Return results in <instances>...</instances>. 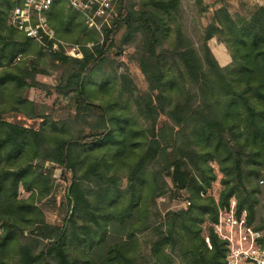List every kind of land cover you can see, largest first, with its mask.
I'll return each instance as SVG.
<instances>
[{
  "label": "trees",
  "instance_id": "trees-1",
  "mask_svg": "<svg viewBox=\"0 0 264 264\" xmlns=\"http://www.w3.org/2000/svg\"><path fill=\"white\" fill-rule=\"evenodd\" d=\"M14 5L0 0V264H226L212 224L231 198L264 230V2L231 13L226 0H193L197 15L207 13L195 44L181 0H118L101 42L56 0L45 13L55 36L93 42L80 58L49 51L53 39L41 30L44 44L8 24ZM120 29L118 48L133 46L143 91L111 66ZM45 60L61 68L52 86L36 79ZM93 73L99 81L89 85ZM31 87L68 95L73 115L42 111L24 95ZM12 112L38 127L4 117ZM53 166L66 208L55 224L39 204L58 186ZM166 194L186 206L160 209Z\"/></svg>",
  "mask_w": 264,
  "mask_h": 264
},
{
  "label": "rangeland",
  "instance_id": "rangeland-1",
  "mask_svg": "<svg viewBox=\"0 0 264 264\" xmlns=\"http://www.w3.org/2000/svg\"><path fill=\"white\" fill-rule=\"evenodd\" d=\"M204 1H205V3L210 4L214 0H204ZM226 1L229 4V11L231 13H235L237 11H240V6H239L240 2H244L250 6L253 4H263V2H264V0H226ZM181 6H182V10H183V20H182L183 29L187 33V35L195 42V44H197L199 31H201V28L207 22V20H206L207 13L202 14V15H197V13L195 12V8L193 6V0H181ZM66 8L68 9V12H67L68 14L78 15V13L75 10L67 7V5H66ZM45 19H46V16H45ZM46 21H47V19H46ZM8 24H10L9 21H8ZM47 25L49 28L48 31H50L49 33H51V36H52V37L51 36L50 37L53 39V42L56 39V40H61L63 42L69 43V44H78L80 46V49H81V46H87V47L91 48L93 45L92 41L81 44V43L70 42L68 40L58 38L55 36L52 28L50 27V25L48 23V21H47ZM18 30H20V29H18ZM22 32L26 35V33L24 31H22ZM121 32H122V29H120L118 31V33L114 39V45L108 52V57L112 61L111 66L116 70L117 73H121L124 71L127 72L128 75L131 77L133 83L137 87V89L139 91H143L146 89V83L144 81V78H143L141 71L139 70V67L137 65V61L132 56V53L134 50L133 46L122 45V50H119V48H118L119 44H120L119 39H120ZM97 35L99 37L98 41L101 42L100 35L99 34H97ZM26 36L31 37V38H36L39 41L38 43L44 44L43 41H41V39L38 36L37 37L30 36V35H26ZM209 43L211 44V47H212L213 51H215L216 55H218V56L220 54L227 55L226 50L223 48V46L221 45L220 42H218L217 40L216 41L211 40V41H209ZM49 51H54L51 49V46L49 48ZM55 51H59L60 53L66 55L68 57H71L72 55H74L70 48L62 49L60 47V50L58 49ZM74 56L78 57V58L81 57V55L80 56L74 55ZM28 57H31V55H29ZM40 67L44 68L45 73L40 72V73L36 74L37 80H39L45 84L51 85V86L54 85L55 83H57V81L59 80V74L61 72V68L52 65L51 62L48 60H45L44 64H42ZM95 81L96 82L99 81V75L97 73H93V75H91V77L88 79L87 83L90 85L93 82L95 83ZM92 88L93 87H91L90 89L92 90ZM24 95L27 98H29L30 100H33L35 103H37L41 107L42 111H44L45 113L51 114V116H57L58 118H64V117H67L68 115L72 116L74 113V106L70 102V100L68 99V95H60V94L52 91V89H50V90L41 89L40 90L38 88L31 87L24 92ZM4 117L7 118L11 122L24 124V125L30 126V127L36 128L39 125L38 119H29V118L24 117L20 113H15V112H12L10 114L6 113V114H4ZM80 127H81L80 124H77V125L73 124L72 125V129H80ZM83 129H88V128L84 127ZM49 165H51V164H49V162H47V161L43 163L44 168H48ZM51 173H52L53 177L55 178L54 183L57 184L58 186L56 187V190L54 191L53 195H50L49 197L43 198L39 204H40V206H42V208L44 210L46 221L48 223L55 224V223H60L62 221L64 215H65V211H66L65 198H64L65 193H64V189H63L64 182L59 180L60 179V168L57 166H53ZM167 181H169L168 178H167ZM123 183H125V179H123ZM217 189H218V183L215 182L213 184V187L211 190V193L214 196H216ZM181 193H182V195H185V193H183V192H181ZM19 195L21 197H26L28 195V192L20 189ZM157 203H158V207L160 209H162V203H165V207H168L170 209H177L180 207H185L187 204V201L183 200L182 198H172V199L168 200V194H166L163 197H158ZM251 225L254 227L253 224H251ZM212 227H213V224H212ZM258 230L261 234L260 237L262 238L264 236V230H262V229H258ZM39 244L40 243H38V245Z\"/></svg>",
  "mask_w": 264,
  "mask_h": 264
},
{
  "label": "built area",
  "instance_id": "built-area-1",
  "mask_svg": "<svg viewBox=\"0 0 264 264\" xmlns=\"http://www.w3.org/2000/svg\"><path fill=\"white\" fill-rule=\"evenodd\" d=\"M9 23L26 33L37 37L41 30L48 36L45 13L56 0H13ZM67 7L81 14L84 22L93 27L102 39L104 25L109 26L111 20L117 16L116 4L118 0H64ZM52 37V36H51ZM70 48L76 56L81 55L78 44H69L61 40L52 43V50ZM18 59V58H17ZM213 230L225 242L226 264H264V247L260 242V232L247 223L245 212H236L235 199L229 200L227 208L218 209L217 219L213 223ZM209 245L208 238H204Z\"/></svg>",
  "mask_w": 264,
  "mask_h": 264
},
{
  "label": "crops",
  "instance_id": "crops-1",
  "mask_svg": "<svg viewBox=\"0 0 264 264\" xmlns=\"http://www.w3.org/2000/svg\"><path fill=\"white\" fill-rule=\"evenodd\" d=\"M211 40H212V41H216L215 38H211L209 41H211ZM209 41H208V45H209L211 51L213 52L215 58L217 59L218 63H219L220 65H225V64H227V63L230 61V57H229L228 53H227V55H223V54H220L219 56L216 55V53H215V51H213V49H212L211 44L209 43ZM221 45H222L223 48L225 49V47H224V45H223L222 43H221ZM225 50H226V49H225ZM226 52H227V51H226ZM218 53H219V52H218Z\"/></svg>",
  "mask_w": 264,
  "mask_h": 264
}]
</instances>
